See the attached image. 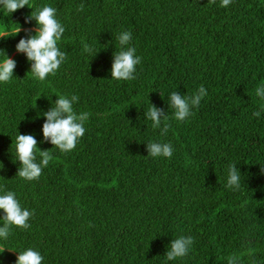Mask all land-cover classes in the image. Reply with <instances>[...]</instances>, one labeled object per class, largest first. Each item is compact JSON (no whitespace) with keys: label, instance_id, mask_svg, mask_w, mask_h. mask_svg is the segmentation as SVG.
Masks as SVG:
<instances>
[{"label":"trees","instance_id":"trees-1","mask_svg":"<svg viewBox=\"0 0 264 264\" xmlns=\"http://www.w3.org/2000/svg\"><path fill=\"white\" fill-rule=\"evenodd\" d=\"M45 5L65 28L58 47L66 59L39 80L16 45L35 35V20H26ZM220 5L29 0L14 13L0 6V50L16 61L12 80L0 83V195L12 191L34 211L30 228L13 226L0 238V264H16L28 248L42 264H228L231 255L239 264H264V111L252 115L264 107L255 92L264 85V0ZM123 31L142 58L134 80L111 79ZM200 85L207 95L177 121L168 97L190 96ZM61 95L78 96L74 111L89 114L69 152L42 133L43 113ZM150 103L168 115L166 135L145 117ZM17 131L50 150L37 180L16 176ZM149 142L171 143L172 157L148 156ZM231 164L242 174L238 190L227 187ZM181 235L194 239L191 250L167 260Z\"/></svg>","mask_w":264,"mask_h":264},{"label":"clouds","instance_id":"clouds-1","mask_svg":"<svg viewBox=\"0 0 264 264\" xmlns=\"http://www.w3.org/2000/svg\"><path fill=\"white\" fill-rule=\"evenodd\" d=\"M214 3L215 0H212ZM232 0H221V7H228ZM29 5V0H0V6H3L10 13ZM83 11V5L78 8ZM57 10L54 7L45 5L38 8L27 18L26 22L35 20V35H28L27 38L20 39L16 45V51L26 55L31 64L30 73L39 80H44L50 74L55 75L56 71L66 59V53L58 47V41L61 40L65 28L56 18ZM21 27L15 30L18 35ZM14 35V36H15ZM3 39V37H0ZM121 50L113 54V63L111 67V79L115 80H134L136 78V66L141 63V57L136 55V48L131 46V31H123L117 36ZM85 51H91L88 45H85ZM5 59L0 62V83H7L14 77L16 61L9 58L3 50ZM97 54V53H96ZM95 54V55H96ZM256 95L264 99V85L258 86L255 90ZM207 95L203 85L192 95H181L174 91L168 97L169 106L174 109V116L177 121H184L193 115L192 109L198 108L201 100ZM79 97L59 96L54 106L43 113L45 123L42 126V133L45 142H50L62 152H69L75 149L77 142L85 134L84 124L88 120V113L77 114L73 109V104L78 102ZM261 111L253 112V116L259 118ZM145 117L152 121L154 129L159 128L161 135H166L170 127L162 121H167L168 115L163 109H158L150 103ZM18 133V131H17ZM37 140L32 134H17L15 141L16 161L20 163L16 176L28 181L39 179L42 171L48 166L52 156L50 150H40L37 147ZM173 146L171 143L149 142L147 143L148 156L153 158L164 157L171 158L173 155ZM37 152L41 159L37 161ZM3 168V167H2ZM0 168V170H2ZM262 170V169H261ZM264 171V170H262ZM242 174L235 164L228 168L227 187L238 190L241 186ZM0 210L3 211V226L0 227V238L7 239L13 226L27 230L30 228L29 220L34 215V211L23 208L16 198V194L7 191L0 195ZM194 244L191 236H179L173 239L165 253L167 260L172 261L186 256ZM6 249L0 251L3 253ZM240 257L231 255L228 257V264H239ZM43 256L39 251L28 248L18 253L16 264H42Z\"/></svg>","mask_w":264,"mask_h":264}]
</instances>
